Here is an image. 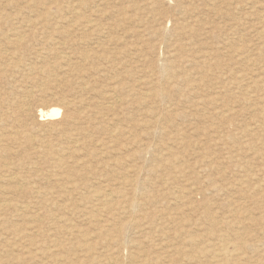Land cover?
Here are the masks:
<instances>
[{"label":"rangeland","instance_id":"rangeland-1","mask_svg":"<svg viewBox=\"0 0 264 264\" xmlns=\"http://www.w3.org/2000/svg\"><path fill=\"white\" fill-rule=\"evenodd\" d=\"M0 16V264H264V0Z\"/></svg>","mask_w":264,"mask_h":264},{"label":"bare ground","instance_id":"bare-ground-1","mask_svg":"<svg viewBox=\"0 0 264 264\" xmlns=\"http://www.w3.org/2000/svg\"><path fill=\"white\" fill-rule=\"evenodd\" d=\"M91 1H92V0H91ZM94 1H95V0H94ZM97 1H98V0H97ZM101 1H102V0H101ZM129 1H130V0H129ZM39 2H40V1H39ZM80 2H81V1H80ZM153 2H154V1H153ZM11 3H12V2H11ZM57 3H58V2H57ZM93 3H96V2H93ZM103 3H104V1H103ZM32 4H33V3H32ZM36 4H37V3H36ZM46 4H47V3H46ZM152 4H153V3H152ZM83 5H85L84 2H83ZM91 5H92V4H91ZM97 5H98V4H97ZM104 5H105V4H104ZM123 5H124V4H123ZM40 6H42V5H40ZM78 6H79V5H78ZM85 6H87V5H85ZM99 6H100V3H99ZM75 7H76V6H75ZM80 7H81V6H80ZM82 7H84V6H82ZM82 7H81V8H82ZM84 8H85V7H84ZM84 8H83V9H84ZM136 8H137V7H136ZM124 10H125V9H124ZM114 11H115V10H114ZM122 11H123V10H122ZM187 11H190V10L188 9ZM83 12L85 13V10H84ZM98 12H99V11H98ZM118 12H119V11H118ZM119 13H120V12H119ZM119 13H118V14H119ZM189 13L191 14V12H189ZM193 13H194V12H193ZM37 14H38V13H37ZM46 14H47V13H46ZM91 15H92V14H91ZM94 15H95V14H94ZM102 15H103V14H102ZM119 15H122V14H119ZM192 15H193V14H192ZM1 16H2V15H1ZM1 16H0V17H1ZM10 16H11V15H10ZM49 16H50V15H49ZM65 16H66V15H65ZM85 16H86V18H87V14H86ZM85 16L83 15L82 17H85ZM131 16H133V15H131ZM152 16H153V15H152ZM82 17H81V18H82ZM101 17H103V16H101ZM127 17H128V16H127ZM27 18H28V17H27ZM72 18H73V17H72ZM86 18H85V19H86ZM88 18H89V16H88ZM88 18H87V19H88ZM121 18H122V17H121ZM128 18H129V17H128ZM137 18H138V16H137ZM152 18H153V17H152ZM31 19H32V18H31ZM56 19H57V18H56ZM63 19H64V18H63ZM97 19H98V18H97ZM60 20H61V19H60ZM102 20H103V19H102ZM125 20H126V18H125ZM129 20H130V19H129ZM129 20H128V21H129ZM4 21H5V20H4ZM25 21H26V19H25ZM54 21H55V20H54ZM83 21H84V20H83ZM99 21H100V19H99ZM99 21H95V22L97 23V22H99ZM116 21H118V20H116ZM131 21H132V19H131ZM71 22H72V21H71ZM73 22H74V21H73ZM81 22H82V20H81ZM132 22H133V21H132ZM53 23H54V22H53ZM101 23H102V21H101ZM97 24H98V23H97ZM103 24H104V23H103ZM103 24H102V25H103ZM15 25H16V24H15ZM56 25H57V24H56ZM83 25H84V24H83ZM94 25H95V24H94ZM98 25H99V24H98ZM98 25H97V26H98ZM112 25H113V24H112ZM112 25H111V27H113ZM189 25H190V24H189ZM25 26H26V25H25ZM48 26H49V25H48ZM53 26H54V25H53ZM63 26H64V25H63ZM65 26H66V25H65ZM81 26H82V24H81ZM91 26H93V23H92L91 21H87L86 25H84V27H86V28H87V27L89 28V27H91ZM100 26H101V25H100ZM108 26H109V24H108ZM108 26L105 27V28L108 29ZM115 26H117V25H115ZM49 27H50V26H49ZM82 27H83V26H82ZM84 27H83V30H84ZM42 28H43V27H42ZM72 28H73V27H72ZM78 28H79V27H78ZM80 28H81V27H80ZM80 28H79V29H80ZM91 28H92V27H91ZM93 28L97 29L96 27H93ZM93 28H92V29H93ZM98 28H101V29L103 28V29H104V27H98ZM175 28H176V27H175ZM179 28H180V27H179ZM181 28H182V27H181ZM76 29H77V28H76ZM112 29H113V31H114V28H112ZM122 29H123V28H122ZM177 29H178V28H177ZM177 29H176V30H177ZM182 29H183V28H182ZM16 30H17V29H16ZM43 30H44V29H43ZM72 30H73V29H72ZM83 30H82V31H83ZM99 30H100V29H99ZM99 30H98V31H99ZM105 30H106V29H105ZM109 30H110V29H109ZM115 30L117 31V29H115ZM31 31H32V30H31ZM70 31H71V30H70ZM75 31H77V30H75ZM78 31H79V30H78ZM103 31H104V30H103ZM103 31H101L102 34H104ZM125 31H126V30H125ZM13 32H14V31H13ZM44 32H45V31H44ZM72 32H73V31H72ZM80 32H81V30H80ZM86 32H87V31H86ZM86 32H85L84 34H86ZM89 32H91V30H90ZM89 32H88V33H89ZM92 32H93V31H92ZM96 32H97V31H96ZM96 32H94L93 35H95V34L97 35L98 32H97V33H96ZM99 32H100V31H99ZM105 32H106V31H105ZM165 32H166V31H165ZM57 33H58V32H57ZM67 33H68V32H67ZM74 33H75V32H74ZM88 33H87V36H88L89 39H90L91 36H89ZM17 34H18V33H17ZM17 34H16V35H17ZM71 34H72V33L70 32V37H71ZM80 34H81V33H80ZM82 34H83V33H82ZM82 34H81V36H82ZM99 34H100V33H99ZM99 34H98V35H99ZM164 34H165V33H164ZM166 34H167V33H166ZM16 35H15V36H16ZM18 35H19V34H18ZM66 35H67V34H66ZM72 35H73V34H72ZM77 35H78V34H77ZM90 35H91V34H90ZM79 36H80V35H79ZM87 36H86V37H87ZM164 36H165V35H164ZM27 37H28V36H27ZM83 37H84L83 40L85 41L86 37H85L84 35H83ZM96 37H97V36H96ZM20 38H21V36H19V37L17 38V40H19ZM78 38H80V37H78ZM78 38H76V39L78 40ZM165 38H166V37H165ZM2 40H3V39H2ZM14 40H15V39H14ZM74 40H75V39H74ZM9 41H10V40H9ZM12 41H13V40H12ZM20 41H21V40H20ZM79 41H80V40H79ZM225 41H226V40H225ZM74 42H75V41H74ZM87 42H89V40H87ZM117 43H118V42H117ZM11 44H12V43H11ZM97 45H99V43H98ZM176 46H177V45H176ZM181 46H182V45H180V46H178V47H180V49L183 50V48H182ZM187 46H188V45H187ZM98 47H99V46H98ZM69 48H70V47H69ZM99 48L101 49V47H99ZM147 48H148V47H147ZM150 48H151V46H150ZM174 48H175V47H174ZM49 49H50V48H49ZM175 49H176V48H175ZM177 49H178V48H177ZM177 49H176V50H177ZM184 49H185V48H184ZM244 49H245V48H244ZM59 50H60V49H59ZM33 51H34V50H33ZM36 51H37V50H36ZM97 51H98V50H97ZM183 51H184V50H183ZM186 51H187V50H186ZM117 52H118V51H117ZM179 52H180V50H179ZM181 52H182V51H181ZM172 53H174V52H172ZM177 53H178V52H177ZM96 54H97V52H96ZM175 54H176V52H175ZM184 54H185V52L183 53V55H184ZM94 55H95V54H94ZM99 55H100V54H99ZM103 55H104V54H102V56H103ZM105 55H106V54H105ZM118 55H119V54H118ZM120 55H121V53H120ZM177 55H178V54H177ZM180 55H181V54H179V56H180ZM236 55H237V54H236ZM38 56H39V55H38ZM38 56H37V57H38ZM168 56H169V55H168ZM184 56H185V55H184ZM44 57H45V56H44ZM94 57H95V56H94ZM100 57H101V56H100ZM100 57H99V60H100ZM104 57H105V56H104ZM107 57H108V56H107ZM117 57H118V56H117ZM181 57H182V55H181ZM102 58H103V57H102ZM114 58H115V57H114ZM44 59H45V58H44ZM89 59H90V58H89ZM103 59H104V58H103ZM103 59H102V61H103ZM105 59H106V62H107V58H106V57H105ZM105 59H104V60H105ZM108 59H109V58H108ZM18 60L20 61V59H18ZM81 60H82V59H81ZM32 61H33V60H32ZM36 61H37V60H36ZM256 61H257V60H256ZM42 62H43V61H42ZM162 62H163V61H162ZM197 62H198V61H197ZM158 63H159V62H158ZM187 63H188V62H187ZM254 63H255V62H254ZM1 64H2V63H1ZM28 64H29V63H28ZM208 64H209V63H208ZM32 65H34V64H32ZM14 66H15V65H14ZM25 66H26V65H25ZM37 66H38V65H37ZM59 66H60V65H59ZM160 66H161V65H160ZM22 67H23V66H22ZM42 67H44V66H42ZM163 67H164V66H163ZM18 68H19V67H18ZM31 68H32V67H31ZM2 69H3V68H2ZM20 69H22V68H20ZM57 69H58V68H57ZM164 69H165V68H164ZM166 69H167V68H166ZM174 69H175V68H174ZM26 70H27V69H26ZM29 70H30V69H29ZM32 70H33V68H32ZM35 70H36V69H35ZM40 70H41V69H40ZM18 71H19V70H18ZM20 71H21V70H20ZM51 71H52V70H51ZM152 71H153V70H152ZM39 72H40V71H39ZM164 72H165V71H164ZM172 72H173V71H172ZM33 73H35V72H33ZM167 73H168V72H167ZM183 73H184V72H183ZM55 74H56V73H55ZM196 74H197V73H196ZM167 75H168V74H167ZM167 75H165V76H167ZM201 75H202V74H201ZM163 78H164V77H163ZM166 79H167V78H166ZM171 80H172V79H171ZM5 81H6V79H5ZM191 82H192V81H191ZM29 85H30V84H29ZM117 86H118V85H117ZM117 86L114 85V86H112V87L115 88V87H117ZM122 87H123V86H122ZM197 87H198V86H197ZM194 88H196V87L194 86ZM118 89H120V86H119ZM118 89H117V90H118ZM132 89H133V88H132ZM26 90H27V89H26ZM115 90H116V89H115ZM115 90H114V91H115ZM123 90H124V89H123ZM120 91H121V90H120ZM35 92H36V91H35ZM115 92H116V91H115ZM145 92H146V91H145ZM118 93H119V92H118ZM111 94H112V93H110V95H111ZM153 94H154V93H153ZM104 95H106V94H104ZM112 95H113V94H112ZM112 95H111V96H112ZM106 96H107V95H106ZM111 96H110V97H111ZM26 97H28V96H26ZM142 97H145V96H142ZM114 98H116V97H114ZM107 99H108V98H107ZM193 100H194V99H193ZM23 105H24V104H23ZM60 113H61L60 109H52V110H51V114H52V115H59ZM233 113H234V112H233ZM72 119H73V118H72ZM78 119H79V118H78ZM159 122H160V121H159ZM71 123H72V122H71ZM78 123H79V122H78ZM56 125L58 126V124H56ZM70 125H71V124H70ZM72 125H73V123H72ZM72 125H71V126H72ZM74 125H75V124H74ZM77 125H78V124H77ZM149 125H150V124H149ZM5 127H6V126H5ZM74 127H76V125H75ZM76 128H77V127H76ZM148 128H149V127H148ZM2 129H3V128H2ZM53 129H54V128H53ZM13 131H14V130H13ZM55 131H56V129H55ZM16 132H18V131H16ZM16 132H15V133H16ZM1 133H2V132H1ZM11 134H12V133H11ZM4 135H5V134H4ZM4 135H2V136H4ZM12 135H13V134H12ZM17 136H18V135H17ZM43 136H44V135H43ZM14 137H15V136H14ZM14 137H13V138H14ZM18 137H19V136H18ZM4 138H5V137H4ZM1 139H2V137H1ZM2 140H3V139H2ZM8 140H9V139H8ZM9 141H12V140H9ZM13 141H14V139H13ZM15 141H16V138H15ZM1 142H2V141H1ZM46 142H47V141H46ZM44 144H45V142H44ZM167 147H168V146H167ZM151 148H152V147H151ZM0 150H1V149H0ZM87 151H88V150H87ZM53 152H54V150H53ZM53 152H52V153H53ZM56 152H57V151H56ZM3 153H4V152H3ZM52 153H51V151H49V152L45 153L44 156H47V158L49 157V158L51 159V158L55 157ZM1 154H2V153H1ZM6 154H7V153H6ZM54 154H55V153H54ZM58 154H59V153H58ZM61 154H62V153H61ZM1 156H2V155H1ZM60 156H61V155H60ZM62 156H63V155H62ZM73 157H74V156H73ZM56 160L58 161V165H63V164H60V158H59V157H58ZM63 160H64V158H63ZM61 162H62V161H61ZM55 163H56V162H55ZM246 165H247V163H246ZM3 166H4V165H3ZM7 166H8V165H7ZM63 168H64V167H63ZM245 168H246V167H245ZM7 169H8V168H7ZM4 170H5V169H4ZM9 170H11V169H9ZM138 170H139V169H138ZM5 171H6V170H5ZM11 171H12V170H11ZM142 171H143V170H142ZM8 172H9V171H8ZM68 173H69V172H68ZM68 173H67V174H68ZM7 174H8V173H7ZM55 174H56V173H55ZM20 175H21V174H20ZM69 175H72V174H69ZM69 175H67V176H69ZM74 175H75V174H74ZM1 176H2V175H1ZM212 176H213V175H212ZM4 177H5V176H4ZM11 177H12V176H11ZM254 177H255V176H254ZM8 178H9V177H8ZM19 178H20V177H19ZM76 178H77V177H76ZM20 179H21V178H20ZM20 179H19V180H20ZM23 179H24V178H23ZM168 179H169V178H168ZM16 180H18V179H16ZM20 181L22 182V180H20ZM221 181H222V180H221ZM240 181H241V180H240ZM150 183H151V182H150ZM32 184H33V183H32ZM47 184H48V183H47ZM11 185H12V184H11ZM5 187H6V186H5ZM31 188H32V187H31ZM179 189H180V188H179ZM32 190H33V189H32ZM200 190H201V189H200ZM225 191H226V190H225ZM9 192H10V191H9ZM35 192H36V193H39L40 195L43 194L42 191H40V190H36V189H35ZM180 192H181V191H180ZM217 192H218V191H217ZM41 193H42V194H41ZM182 193H183V192H182ZM188 193H189V192H188ZM201 193H202V192H201ZM218 193H219V192H218ZM47 194H48V193H47ZM124 194H125V193H124ZM180 194H181V193H180ZM252 194H253V193H252ZM112 195H113V194H112ZM109 198H110V197H109ZM107 199H108V198H107ZM234 199H235V198H234ZM64 200H65V199H64ZM20 201H21V200H20ZM148 201H149V199H148ZM8 202H9V201H8ZM36 202H37V201H36ZM104 203H105V202H104ZM4 204H6V203H4ZM14 204H15V203H14ZM134 204H135V203H134ZM0 205L2 206L3 203L0 204ZM17 205H18V204H17ZM111 205H112V204H111ZM1 206H0V208H1ZM3 206H4V205H3ZM3 206H2V207H3ZM6 206H7V205H6ZM8 206H9V203H8ZM4 207H5V206H4ZM20 207H21V206H20ZM26 207H27V206H26ZM34 207H35V206H34ZM76 207H77V206H76ZM224 207H225V206H224ZM6 208H7V207H6ZM21 209H22V208H21ZM23 209H24V208H23ZM17 210H18V209H17ZM35 210H36V209H35ZM250 215H251V214H250ZM246 218H247V217H246ZM28 219H29V218H28ZM242 219H243V218H242ZM1 220H2V219H1ZM30 221H31V220H30ZM30 221H29V222H30ZM61 223H62V222H61ZM232 224L234 225V223H232ZM229 227H230V226H229ZM70 231H71V230H70ZM36 233H37V232H36ZM39 234H40V233H39ZM80 234H81V233H80ZM257 234H258V233H257ZM28 235H29V234H28ZM85 235H86V234H85ZM169 247H170V246H169ZM46 249H47V248H46ZM224 249H225V247H224ZM224 252H225V250H224ZM241 252H242V251H241ZM42 253H43V252H42ZM44 255H45V254H44ZM21 257H22V256H21ZM247 260H248V259H247ZM233 261H234V260H233ZM233 261H232V262H233ZM68 262H69V261H68ZM195 263H196V262H195ZM230 263H231V262H230Z\"/></svg>","mask_w":264,"mask_h":264}]
</instances>
